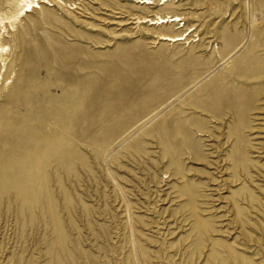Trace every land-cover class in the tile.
Instances as JSON below:
<instances>
[{
    "label": "rangeland",
    "instance_id": "374dc122",
    "mask_svg": "<svg viewBox=\"0 0 264 264\" xmlns=\"http://www.w3.org/2000/svg\"><path fill=\"white\" fill-rule=\"evenodd\" d=\"M20 1L0 264H264V0Z\"/></svg>",
    "mask_w": 264,
    "mask_h": 264
},
{
    "label": "bare ground",
    "instance_id": "6f19581e",
    "mask_svg": "<svg viewBox=\"0 0 264 264\" xmlns=\"http://www.w3.org/2000/svg\"><path fill=\"white\" fill-rule=\"evenodd\" d=\"M35 3L38 4V2H36L35 0H21L20 1L21 8H20V10L16 16H19V15L22 16L21 13H22L24 8H27V11L31 9V12H32L35 8H37V5H35ZM137 3H139L141 5H153V3L150 0H139V1L137 0ZM33 5L36 7H33ZM25 16H26V14H25ZM140 20H141L140 23H142V24L149 23V26H164V25H169V24L172 25V24L181 22V19L178 16H173V17L156 16L154 19L141 18ZM4 23H6V22H4V20H0V26ZM1 30H0V32H1ZM1 33H3V32H1ZM184 36H186V33L180 34V35H175V36H160V40L175 44L177 42L187 41L189 35L186 36L185 38H184ZM228 60H227V62H228ZM193 87L194 86H192L191 88H193Z\"/></svg>",
    "mask_w": 264,
    "mask_h": 264
}]
</instances>
